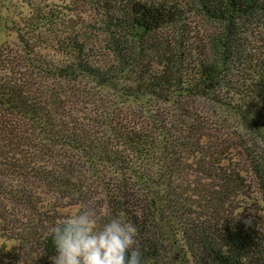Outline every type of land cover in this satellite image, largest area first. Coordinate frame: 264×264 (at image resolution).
<instances>
[{
    "label": "trees",
    "instance_id": "obj_1",
    "mask_svg": "<svg viewBox=\"0 0 264 264\" xmlns=\"http://www.w3.org/2000/svg\"><path fill=\"white\" fill-rule=\"evenodd\" d=\"M0 19V264H52L83 206L135 224L151 264H264V0H0Z\"/></svg>",
    "mask_w": 264,
    "mask_h": 264
},
{
    "label": "clouds",
    "instance_id": "obj_2",
    "mask_svg": "<svg viewBox=\"0 0 264 264\" xmlns=\"http://www.w3.org/2000/svg\"><path fill=\"white\" fill-rule=\"evenodd\" d=\"M83 206L50 229L52 264H151L137 243V228L122 214L105 218Z\"/></svg>",
    "mask_w": 264,
    "mask_h": 264
},
{
    "label": "rangeland",
    "instance_id": "obj_3",
    "mask_svg": "<svg viewBox=\"0 0 264 264\" xmlns=\"http://www.w3.org/2000/svg\"><path fill=\"white\" fill-rule=\"evenodd\" d=\"M1 20V19H0ZM2 21V20H1ZM0 21V46L5 43H13L16 40V34L14 32H9L5 29L3 22ZM191 25L197 30L202 31V35H206L208 32H216L219 29V25L214 22H210L203 18L202 15H192L190 16ZM263 41L256 40V44H261Z\"/></svg>",
    "mask_w": 264,
    "mask_h": 264
}]
</instances>
